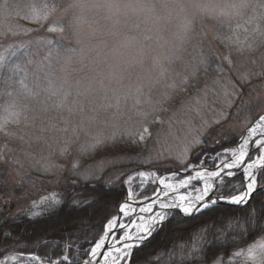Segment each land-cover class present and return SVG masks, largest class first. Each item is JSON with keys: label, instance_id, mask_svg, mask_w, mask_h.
I'll list each match as a JSON object with an SVG mask.
<instances>
[{"label": "trees", "instance_id": "obj_1", "mask_svg": "<svg viewBox=\"0 0 264 264\" xmlns=\"http://www.w3.org/2000/svg\"><path fill=\"white\" fill-rule=\"evenodd\" d=\"M65 3L66 0H0V36L12 31L9 27L11 24L5 21L13 17L19 31L26 36L22 37V43L3 42L10 45L0 47V121L6 118L11 121L9 112H18L17 124L30 129L28 135L35 152L59 162L68 160L70 165L68 168L59 169L57 173L41 170L36 166L27 167L31 182H35L38 187L42 183L46 184L48 189L54 190L53 198L44 200V204L40 203L33 210H19L14 215L9 214L10 209L15 207L13 204H1L0 259L13 253L36 252L43 258H57L68 254L72 263H80L83 250L92 246L86 242L98 239L107 219L117 213L118 205L126 192L123 183L125 178L140 168H161L156 163L160 160L157 159L155 138L151 137V142H146L141 147L138 140L133 142L137 129L121 130L113 121L111 124V119L101 115V112L87 110L86 107L81 110L84 103L80 106L75 88L64 90L70 95L63 106H56L54 99L48 98L45 89L48 88L49 81L56 85L58 76L56 69L50 68L48 62L67 65L65 56L71 53L70 49L77 47L71 37L72 21L69 15L66 18L62 16L63 13L60 16L55 15ZM45 7L49 9L46 21L29 20L33 17H28L29 13L39 12L43 15L42 9ZM70 11L74 12L75 8L71 7ZM262 15L253 16L252 11L245 8L241 14L219 16L211 20L213 39L211 42H199L200 50L207 54L208 64L205 69L222 72L224 75L227 66L224 65L227 61L225 57L230 59L224 51L235 46L236 51H228L233 57L239 56L242 61L250 62L255 72H264V7ZM47 26L62 27L65 31L64 37L61 36L63 34L49 32ZM44 28L46 32H40ZM15 33L19 32L14 29ZM27 37L32 38L30 44L23 43ZM237 38L243 42V51L239 50V45L231 42ZM216 44L223 49L221 55L211 48ZM21 79L38 94L27 95L20 86ZM203 79L204 76L200 77L196 83L198 87ZM245 92L247 89L244 86L238 92L239 96H245ZM178 97L174 96L175 99ZM248 105L241 103L240 120L256 115L250 109L251 105ZM151 108L152 105L149 106V111ZM158 115L160 114H156ZM143 119L146 123V118ZM155 123L157 120L153 118L148 122L152 129ZM130 134L133 135L130 137ZM217 134L210 130L204 136L203 144L197 146V151L203 154L216 153L223 146L234 144L238 139L237 135H233L231 138L213 140L212 137ZM96 138L103 142L93 148L91 145ZM3 139L0 132V143ZM4 168L0 165V195H7L9 190ZM241 181L242 176H237L232 183L238 186ZM92 185L96 186L94 190L90 188ZM107 185L115 187L112 191H107ZM20 189H15L14 194L22 195L23 188ZM73 189L77 193L81 190L91 192L88 199L96 202L81 209L65 205L63 210L59 206L53 210L48 201L63 199V194ZM262 201L264 192L258 191L252 201L256 211L264 207ZM250 210L219 205L214 211L204 215L182 217L175 214L147 246L135 252L133 259L136 264H212L219 258L227 259L235 251L248 246L257 238L264 237V233L258 232L250 237L243 231L246 228L245 212ZM37 213L41 215L37 216ZM8 233L11 238H5ZM210 244L211 248L208 247Z\"/></svg>", "mask_w": 264, "mask_h": 264}, {"label": "rangeland", "instance_id": "obj_2", "mask_svg": "<svg viewBox=\"0 0 264 264\" xmlns=\"http://www.w3.org/2000/svg\"><path fill=\"white\" fill-rule=\"evenodd\" d=\"M116 2L120 5L119 15L113 14V11L105 7L104 0H66L61 11L55 13L56 16L63 13L64 18L69 15L72 21L71 37L77 46L74 48L82 46L86 49L83 56L68 53L72 59L68 61V56H65L67 65L48 62V66L57 71V87L63 84L62 91L75 88L81 92L82 96L77 97L80 106L84 103L80 109L86 107L87 110L101 112V115L111 119V124L113 121L124 131L140 130L141 125L146 124L151 136L139 142V146L143 147L146 142H151V137L155 138L158 151L156 158L160 160L156 163L172 169L185 167L181 163L184 148L198 136L202 137L204 142V136L214 130L218 134L212 137L213 140H223L233 135L239 137L259 116L264 115V72H255L250 62L242 61L239 56L233 57L228 51H236L235 46L224 51L232 61L231 65L228 60L224 62V65H227L225 74L211 72L205 69L208 64L207 54L200 50L199 46V42H211L214 37L211 20L219 16L209 15V11L219 13L223 10L237 15L241 14L243 9L249 8L253 16H263L264 0H152L159 19L150 14L134 12L132 8L127 7L135 0ZM71 7L75 8L74 12L70 11ZM33 15L29 13L28 17ZM78 19L81 20L79 24ZM185 20L193 22L192 32L180 49L179 58L166 65L168 71L164 76H160L154 61L157 57L168 54ZM5 23L11 24L9 27L12 31L0 36V47L10 45L3 42L22 43V37L26 36L19 31L14 17L8 18ZM50 27L47 26V30ZM14 29L19 33L14 34ZM73 29L79 32V46ZM42 31L45 33V28L40 30ZM61 36L64 37V34ZM31 41L32 38L27 37L23 43L30 44ZM211 48L219 55L223 52L218 44ZM245 74H248V79L242 81L241 77ZM202 76L203 83L198 87L196 83ZM100 81L104 82L103 89L100 88ZM138 84L145 85L138 97L139 104L136 103L135 95L125 100L124 92L131 88L134 93ZM233 84L236 85L235 89ZM90 85L95 91L85 92ZM244 86L247 89L246 95L239 96L238 92L242 91ZM117 95L121 97L119 107L115 106ZM174 96L179 97L175 99ZM241 103L255 107L256 116L240 120ZM109 104L112 107H108ZM223 116L227 118L222 119ZM152 118L159 121L154 124L153 129L148 124ZM8 120L9 122L0 128L2 137L4 136L0 143V165L5 167L6 184L9 188L7 195H0V210L3 203L13 204L15 207L10 209L9 214L14 215L19 210H33L42 200L53 198L54 190L48 189L46 184L42 183L41 187H38L35 182H31L27 167L36 166L45 170V167L50 165L48 171L57 173L59 169L68 168L70 165L68 160L59 162L35 152L28 135L30 129ZM40 130L44 131L42 128ZM196 152L197 147L190 154L188 163H196V159H192ZM166 157L168 158L165 159ZM17 188H23L22 195L14 194ZM153 189H156V185L152 187L151 192H145L149 195L153 193ZM262 241L264 239H258L254 243ZM254 243L235 251L229 259H218L213 264H259L261 256L258 251L255 260L246 256L247 249ZM237 252L243 254L237 256ZM11 262L39 263L35 259L25 257H16Z\"/></svg>", "mask_w": 264, "mask_h": 264}, {"label": "snow or ice", "instance_id": "obj_3", "mask_svg": "<svg viewBox=\"0 0 264 264\" xmlns=\"http://www.w3.org/2000/svg\"><path fill=\"white\" fill-rule=\"evenodd\" d=\"M104 6L113 11V14H120V5L116 0H104ZM127 7L132 8L134 12L150 14L159 19L152 0H135L134 3L129 4ZM42 12L43 15L39 12L34 13L32 17L33 22H41L48 19L49 9L45 7V9H42ZM208 14L225 17L231 15L223 10L219 13H216L214 10L209 11ZM79 23H81L80 19L77 20V24ZM117 23H119L118 20ZM192 28L193 22L185 20L175 37V44L169 49L168 54L155 59V67L160 76H164L168 71L166 65H170L173 59L179 58L178 53L192 32ZM48 30L51 33H63L64 31L62 27L55 26L50 27ZM24 31L32 30L24 29ZM73 35L76 37L77 45H81L78 30L73 29ZM231 42L239 45L240 51L244 50L243 42L238 38ZM248 47L250 48L251 45H248ZM69 51L73 55L80 56L86 53V49L82 46L70 49ZM71 59L72 56L67 57L68 61ZM225 59L231 65V59L227 56ZM0 60H2V57H0ZM247 79V76L241 77L242 81H246ZM148 84L150 86L151 81ZM99 85L101 89L105 87L103 81H100ZM20 86L27 95L35 96L38 94L33 92L23 79L20 80ZM144 87V84L136 85L134 93L131 88L127 89L124 92V99L126 100L129 96L135 95L137 97L136 103L139 104L138 97ZM232 87L235 89L236 85L233 84ZM62 89L63 84L57 87L52 81H49V86L45 89L48 93V98L54 99L56 106H63L68 101L70 93L62 91ZM84 91L91 92L95 91V89L90 85ZM80 94L77 91V95L79 96ZM105 98L107 99V94ZM120 100V96H115L116 107H119ZM108 107H112V105L109 104ZM9 116L11 117V122H19L18 112L11 111L9 112ZM226 118V116L222 117V119ZM8 122L9 120L6 118L0 123V128H3ZM214 123H219V121H214ZM64 130L66 131L67 129ZM73 131L75 132V129ZM132 135L130 134V137ZM134 136V143L137 140L139 142L145 141L151 136L149 127L146 124L141 125L140 130ZM102 142L100 138H96L95 143L91 147L95 148ZM202 142L203 138L198 136V138H195L192 143L184 148L181 163L185 165L183 170L191 174L187 175L184 179H179L176 183L166 182L167 177H161L154 172L139 171L135 175L127 176L123 183L128 185V187L124 194V201L118 205V214L107 219L106 224L103 226L102 234H98V239L86 242L92 246L83 250L81 264H136V261L133 259L135 252L147 246L151 242V239L163 230L165 224L170 222L175 214H179L182 217H192L197 214L204 215L207 212L214 211L221 204L235 208L251 209L245 212L246 228L243 231H246L250 237H254L258 232L264 233V207L256 211L255 205L252 204L254 194L258 191L264 192V115L259 116L256 122L247 129L246 135L238 138L236 147L224 149L221 153L216 154L215 159H220L222 155L227 156L230 153L231 159L221 160L211 170L205 168L204 165L207 159H213V157L206 156L202 159L201 157L204 154L200 152L195 153L196 163H188L190 154ZM251 152H255L256 154L252 155ZM50 167V165L46 166L45 171H48ZM238 171L242 174L243 179L237 186L232 181L236 179ZM258 174H262L259 181L257 178ZM176 175L175 172L171 174L172 177ZM84 178L88 179L89 177ZM137 179L139 183L135 184ZM193 182H195V185L200 186H195ZM147 183L158 184L162 187H159L158 190L153 189V194L147 196L144 194ZM133 184H135L136 188L141 189V191H135ZM95 187V185L90 186L93 190ZM114 187L115 185H107L106 190L112 191ZM181 189L185 190V194L176 196L175 193ZM187 189H191V191L188 192ZM91 195V192L81 190L77 193L73 189L72 191H66L63 194V199L50 200L48 203L52 206L53 210L57 206H59L60 210H63L65 205L73 209H81L89 207L96 202L95 200L88 199ZM79 197H85V199L81 200ZM138 201L139 203H137ZM40 203L44 204L45 201L42 200ZM261 204H264V201ZM137 207H139V213L136 211ZM36 215L39 216L41 214L37 213ZM5 238H11V234H6ZM208 247L211 248V244ZM68 251H70V247ZM257 251L261 256L259 264H264V241L249 246L246 254L247 258L255 260ZM242 254L241 252L236 253L237 256ZM32 258L40 259V257ZM12 259L15 260L16 257L13 256ZM69 260V255L64 254L62 258H58L54 262L49 261V264H69ZM2 264H6V261L2 262Z\"/></svg>", "mask_w": 264, "mask_h": 264}, {"label": "water", "instance_id": "obj_4", "mask_svg": "<svg viewBox=\"0 0 264 264\" xmlns=\"http://www.w3.org/2000/svg\"><path fill=\"white\" fill-rule=\"evenodd\" d=\"M252 153V152H251ZM230 160V159H229ZM210 170L211 169H213V168H209ZM181 172H185V171H175V173H181ZM173 172H168L167 174H172ZM185 173H187V172H185ZM237 173H240L239 171L237 172ZM137 203H139V201L137 202ZM140 206H142V205H140ZM0 264H2V262H0ZM6 264H10V263H6Z\"/></svg>", "mask_w": 264, "mask_h": 264}, {"label": "bare ground", "instance_id": "obj_5", "mask_svg": "<svg viewBox=\"0 0 264 264\" xmlns=\"http://www.w3.org/2000/svg\"><path fill=\"white\" fill-rule=\"evenodd\" d=\"M181 194H185V193H181V190H180L179 192L175 193L176 196H179V195H181ZM136 211H137V213H138V209H136Z\"/></svg>", "mask_w": 264, "mask_h": 264}]
</instances>
